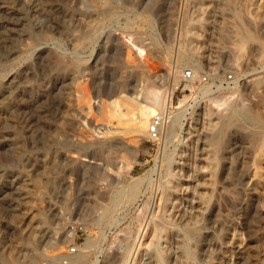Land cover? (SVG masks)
<instances>
[{"label": "rangeland", "instance_id": "obj_1", "mask_svg": "<svg viewBox=\"0 0 264 264\" xmlns=\"http://www.w3.org/2000/svg\"><path fill=\"white\" fill-rule=\"evenodd\" d=\"M232 235L264 238V0H0V264H251Z\"/></svg>", "mask_w": 264, "mask_h": 264}, {"label": "bare ground", "instance_id": "obj_2", "mask_svg": "<svg viewBox=\"0 0 264 264\" xmlns=\"http://www.w3.org/2000/svg\"><path fill=\"white\" fill-rule=\"evenodd\" d=\"M206 113H207V111H206ZM208 114V113H207ZM205 115V114H204ZM255 175H257V173H254ZM258 176V175H257ZM20 186V188H21V190H20V193H23L22 191H23V189H22V184H20L19 185ZM18 186V187H19ZM24 193L26 194L27 193V191L25 190L24 191ZM200 201H198V207H200L201 208V206H200ZM17 206V205H16ZM200 208H198L197 210H195L192 214L194 215L193 216V218L194 217H198L199 216V213H200ZM194 223H192V225H193ZM189 230H187V231H194L193 229V226H189V228H188ZM196 229V228H195ZM157 230L160 232V231H162V225L161 224H159V223H156V225H155V227H154V231H153V236H156L157 234H164V232H160V233H157ZM157 233V234H156ZM189 233H191V232H189ZM158 235V236H159ZM161 235L159 236V237H161ZM165 236V235H164ZM233 236V235H232ZM231 236V237H232ZM237 235H234L233 236V238L231 239V244L233 245V247L235 248V250H236V253L238 254V255H241L242 257L244 256H247V258H249V261H250V259H251V264H263V261H264V259L262 260V257L261 256H259V255H262V254H260V253H257V252H259L260 251V249H264V241H261V240H263L262 238H261V240L260 241H256L254 244H256V246H255V249H253L254 247H251V245H248L247 243V245L246 244H243L240 240H239V238H237L236 237ZM163 237V236H162ZM239 237V236H238ZM255 237V236H254ZM258 237V236H257ZM252 239V238H251ZM255 238H253V240H254ZM257 239V238H256ZM259 239V238H258ZM165 240H166V238H165ZM253 245V244H252ZM158 248V247H157ZM259 250V251H258ZM181 251V249L179 250V252ZM183 252V251H182ZM181 252V253H182ZM263 252V251H262ZM156 254H155V258H154V264H161V262L163 261V252H162V250H160V248L159 249H156V252H155ZM181 253H180V255H181ZM254 253H256V255H254ZM264 253V252H263ZM237 255V256H238ZM182 256V255H181ZM181 256H179V257H181ZM184 254H183V258H180V259H182V262L181 263H183V261L186 259V258H184ZM185 257H187V256H185ZM241 257V258H242ZM246 259V258H245ZM181 261V260H180ZM186 261V260H185ZM164 262V261H163ZM186 263V262H185ZM185 263H183V264H185ZM250 263V262H249ZM179 264V263H178ZM206 264H216V263H214V262H206Z\"/></svg>", "mask_w": 264, "mask_h": 264}, {"label": "built area", "instance_id": "obj_3", "mask_svg": "<svg viewBox=\"0 0 264 264\" xmlns=\"http://www.w3.org/2000/svg\"><path fill=\"white\" fill-rule=\"evenodd\" d=\"M183 76L190 79L192 78V73L190 70H187L183 73ZM160 130H161V116H155V118L151 121L150 126L148 128L149 137L151 139L158 138L160 134Z\"/></svg>", "mask_w": 264, "mask_h": 264}]
</instances>
